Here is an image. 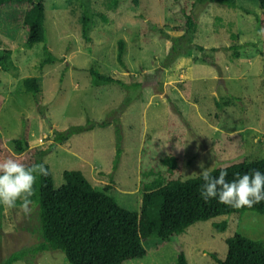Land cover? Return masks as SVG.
Masks as SVG:
<instances>
[{"label":"rangeland","instance_id":"obj_1","mask_svg":"<svg viewBox=\"0 0 264 264\" xmlns=\"http://www.w3.org/2000/svg\"><path fill=\"white\" fill-rule=\"evenodd\" d=\"M225 1L43 0L45 40L30 45L24 44V14L31 4L2 6L0 55L10 52L11 67L0 64L5 145L15 153L13 139L20 138L46 149L43 160L55 189L65 181L63 171L78 170L100 189L109 185L108 193L131 211H139L144 191L200 175L201 163L210 171L264 158V37L255 19H264V10L257 0H231L233 6ZM186 13L196 18L193 34L186 33ZM231 33L241 44L236 59L228 48ZM119 39L125 42V67L116 58ZM43 45L57 59L41 66ZM90 68L129 87L94 86ZM26 77L39 84L38 105L24 90ZM156 77L155 85L132 86ZM102 121L107 124L97 125ZM90 123L93 128L58 141L56 131ZM116 123L122 150L113 171ZM166 155L177 159L173 173L163 163ZM32 201L30 216L0 204V264H68L60 250L31 254L42 240L36 191ZM223 220L227 226L219 231L213 224ZM235 233L264 241V214L198 221L177 238L187 264H217L211 255L224 259L225 240ZM158 242L147 239L148 254L122 264H175L173 243L154 250Z\"/></svg>","mask_w":264,"mask_h":264},{"label":"trees","instance_id":"obj_2","mask_svg":"<svg viewBox=\"0 0 264 264\" xmlns=\"http://www.w3.org/2000/svg\"><path fill=\"white\" fill-rule=\"evenodd\" d=\"M116 2V0H114ZM11 2H29L31 5L24 14L26 33L24 44L41 43L45 40L44 5L43 0H0V8ZM260 9L264 10V0H257ZM227 5L233 6L231 0H226ZM247 13L250 11L243 8ZM257 25L263 29L264 19L255 18ZM87 16L83 15L82 28L85 32ZM186 33L193 34L196 27V18L191 13H186ZM177 39H171V49ZM124 40H118L116 58L118 63L125 67L123 61ZM200 51L204 47L197 45ZM231 58L240 55L241 44L236 33L230 34L228 47ZM45 58L41 66L55 61L57 58L51 54L46 45H43ZM4 52V51H3ZM10 52L5 51L0 55V64L6 70L10 69ZM92 83L100 86L106 83L118 84L122 87L129 85L112 76L100 74L93 68L89 69ZM157 77L133 83V87L155 85ZM25 92L32 95L36 105L41 92L39 84L34 77L23 79ZM1 106V99H0ZM93 123L88 126L76 125L55 132L59 135L58 141H65L71 135L93 128ZM107 123L102 121L99 126ZM121 134L118 124H115V155L113 158V171L117 168L121 155ZM15 153L4 143L0 135V162L8 158L22 161L27 167L43 164L48 175L37 174L34 191H36L39 204V220L42 240L30 252L36 254L47 250H60L64 253L68 264H122L125 261L143 258L148 254L144 242L152 237L158 239L153 246L159 249L163 244L171 241L176 248L175 264H187V260L178 241L177 235L183 233L188 226L198 221H205L221 215H231L252 211L264 214V201L252 208L243 207L236 209L219 203L216 199L205 201L200 196L203 183L201 174L181 180L169 179L165 184H159L155 189L143 192L139 211L127 210L120 206L108 193L110 186L100 189L92 185L78 170L63 171L64 183L53 187L49 166L44 162L43 156L47 150L39 146H31L27 139H13ZM169 173L177 168V159L173 155L163 158ZM221 170L228 173L227 179L231 181L237 174L243 175L252 170L264 173V158L250 161L237 162L210 170L216 176ZM223 231L227 222L225 220L213 224ZM227 252L224 259H219L215 254L212 258L217 264H264V241L249 239L237 233L226 238ZM25 253H15L9 259L12 261L22 257ZM8 259V260H9Z\"/></svg>","mask_w":264,"mask_h":264},{"label":"clouds","instance_id":"obj_3","mask_svg":"<svg viewBox=\"0 0 264 264\" xmlns=\"http://www.w3.org/2000/svg\"><path fill=\"white\" fill-rule=\"evenodd\" d=\"M199 167L202 169L203 181L200 196L206 202L216 199L219 203L240 209L252 208L264 201V173L260 170L237 174L229 181L225 170L213 176L204 170L203 163ZM37 174L48 175L43 164L27 167L22 161L14 158L0 162V204L8 209L19 207L25 216H30L34 210L30 205L33 204Z\"/></svg>","mask_w":264,"mask_h":264}]
</instances>
